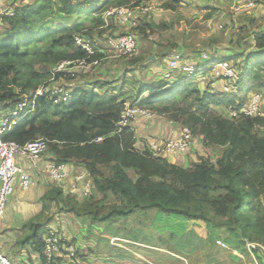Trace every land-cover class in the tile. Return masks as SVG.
I'll return each instance as SVG.
<instances>
[{
  "label": "trees",
  "instance_id": "1",
  "mask_svg": "<svg viewBox=\"0 0 264 264\" xmlns=\"http://www.w3.org/2000/svg\"><path fill=\"white\" fill-rule=\"evenodd\" d=\"M6 1L13 8L8 13L0 11V119L15 110L25 94L41 87L57 63L84 56L74 46L75 35L83 31L89 35L90 31L105 33L98 30L103 26L102 19H96L94 27L87 30L58 25L56 15L67 20L73 15L94 19L96 14L102 16L113 8L137 6L143 0H36L33 5H24L26 0ZM166 6L175 9L177 3L170 1ZM164 26L145 19L137 30L147 40L155 29ZM255 36L254 51L238 66L239 81L244 85L234 93H229L231 86L228 93L202 91L194 78L183 74L173 79L162 76L146 80L145 70L154 62L134 56L121 61L120 84L83 79L73 89L68 103L54 104L45 96L36 97L34 111L17 117L1 139L21 145L46 139L56 163L80 165L88 172L95 196L78 204L65 201L59 188L45 192L39 216L21 228L27 233L17 242L19 247L28 246L41 261L45 260L44 240L52 230V219L41 217L47 213L46 208L56 204L62 211L86 217L90 225L106 227L122 225L129 219L153 222L157 218L200 220L211 227L215 220L223 219L229 235L225 240L230 244L236 240L238 252L242 253L239 242L260 237L264 244V114L253 118L222 115L224 109L232 112V108L241 107L252 93L264 95V33ZM211 40L219 44L223 37L214 35ZM200 58L193 57L195 61ZM61 79L65 83L72 80L69 76ZM128 102L181 123L203 146L218 149V156L214 161L197 159L184 168L153 157L148 149L137 150L135 132L129 127L118 129ZM129 172H133V178ZM110 198L112 201L107 203ZM210 212L214 217H210ZM121 235L134 239L132 231ZM181 239V243L167 245L160 256L170 261H175L172 254L191 260L204 242L200 243L191 233ZM186 240L190 244H185ZM71 242L74 240L68 243ZM259 257L262 259L260 254Z\"/></svg>",
  "mask_w": 264,
  "mask_h": 264
},
{
  "label": "rangeland",
  "instance_id": "2",
  "mask_svg": "<svg viewBox=\"0 0 264 264\" xmlns=\"http://www.w3.org/2000/svg\"><path fill=\"white\" fill-rule=\"evenodd\" d=\"M169 1L171 0H143L141 4H147L150 7V11L156 12L158 8L162 10V2L167 3ZM229 1L230 0H219L218 2L216 0H184V2L180 4V10L182 15L186 18V24L188 26H193L198 20L206 15V11H208L207 7H209V5L218 7H212L216 11L212 17H214L213 19L215 21L213 22V28L215 27V33H217H214L213 35H221L223 37L224 44L222 50H219V53L214 51L219 55H215L214 58L220 59L222 57H232L229 61L238 76V71L240 70L238 66H242L246 60L244 59L246 58L245 56L254 51V48L252 47L254 46V38H256L255 35L264 33V0H247L242 7L244 10H242V8L240 10L238 7H232V3ZM9 3L10 2H7L6 0H0V11H7V13L12 11L13 7H8ZM34 3H36V0L24 1V5H33ZM95 17L96 18L92 19L87 16L77 17V15H73L67 20L64 16L58 14L55 17V22L58 25L64 24L71 27L78 26L80 29L91 30L94 27L96 19H102L104 27H99V31H103V33L105 32L111 36L120 34L124 31L120 28V26L116 25V21L114 19L107 21L106 19L103 20V15L101 16L100 14H96ZM153 17L156 18L157 22L164 19L163 13H161L160 16L154 13ZM145 19V15H141L137 18V27L131 31L133 35L137 36V53L135 56H137L139 50L142 49L145 44L144 40H146V38L142 36V33H138L137 30L140 25H144ZM194 19H196V21ZM203 20L204 18H202V21ZM250 20H252V22H250ZM201 28L205 29V31L200 32L203 33L204 38H207V29L203 25ZM90 32L93 36L96 35L95 33H98V31ZM249 46L251 47L250 50H248ZM210 52L212 51L205 49V51H202L201 53L211 56L209 55ZM121 61H129V59L115 58L112 57V55L103 59L97 68L105 69L107 73L106 76H108V78H99V81H112L113 83L115 82L120 84L121 79L118 74L116 75V72H118L117 70L120 69L119 67L122 65ZM193 62L195 64L198 62L202 63V61L197 60ZM92 72L93 71H90V73ZM83 76L84 73L77 72L75 77L69 82L63 83L59 80V83L63 84L65 88L73 90L76 86L80 85V82L83 81ZM194 79L199 89L202 91L210 89V91H213L214 93L222 92V89L225 86L229 89L231 86V92L229 93H234L237 89L244 85L243 82L240 84L239 76L237 80L229 83L225 80L215 78L211 75L210 71H206L203 75ZM214 82H221L222 84H213ZM125 93H127V95L129 93L127 92V88H125ZM261 97L262 103L260 108L262 114H264V95L261 94ZM128 104L131 103L128 102ZM222 113L225 117H232V112L226 111L225 109ZM3 117L5 116H2L0 121ZM143 124L145 132L147 133L148 131H151L153 135L151 137L146 135H136L135 147L139 151L148 149L149 140L166 139L168 138L167 135L173 132L177 133L181 128L186 127L179 122L172 121L167 116L158 114H155L152 121H145ZM191 148L193 149L183 155L173 154L162 158L171 160L172 163L187 168L190 167L192 162L197 161V159L200 158L211 159L214 161L219 153V150L216 148L212 149L210 147L203 146L198 139L193 143ZM48 154L49 150L41 157L45 158L44 162H46V165L50 163L48 160ZM70 165L72 166L73 171L71 170L72 173L69 179L64 183L58 184L50 182L48 177L44 174L43 169L40 172V175H38L39 182L34 180L37 178L34 176L33 181L35 182V187L33 189L42 186L45 188V192H48L51 188L57 187L61 189L64 200L70 201L69 203L74 202L81 204L89 202V200L95 196L92 179L90 178L91 196L89 198L87 197L88 199H84L85 197L81 194V188L79 187L76 190H73L71 186L77 172L80 170L86 172V170L78 165ZM34 173L37 174V171L35 170ZM128 175L131 178L134 177L133 172H129ZM42 176L43 178H41ZM97 198L99 199V196H97ZM111 201L112 198L108 199L107 203H110ZM45 210L47 213H44L41 219H52L51 223L55 224V228L58 233L62 232L67 235L64 237L66 239L68 238V241H72V238L74 240V242L64 244L66 253V249H68V247L72 246L74 248V256L68 259L60 260L61 263H58L57 260L56 264H261V261L264 263V244L261 238H253L251 241H244V243L239 242L240 249L242 251V253H240L235 250V244L237 243L236 240H234V244H230L227 240H225V238L229 237V235L227 226L222 224L224 221L223 219L215 220L213 223L214 225L211 227H208L204 221L202 222L200 220H196L195 222L165 221L156 217L157 219L153 222L148 220L145 222H138L136 220L129 219L122 225H112L110 228L109 226L106 227L103 225H90L86 217H76L72 213L62 211V207H58L57 204L48 207ZM153 214L154 216L156 215L154 211L152 212V216ZM209 214L210 217H214L212 212ZM34 217L37 216L35 215ZM5 225L6 219L0 227H5ZM6 230L7 228L0 230V235L2 233L4 234ZM214 230L219 234L220 238ZM130 231H132V237L134 239L121 235H125V232L130 233ZM187 233L193 234L197 239H199L200 243L201 241H204L203 246L200 247L193 256H191V260H187L183 256L179 257L173 254L172 257L175 261L164 260L160 256L161 252H165L167 245L172 246L173 243H181L182 236L187 235ZM75 240L78 242H75ZM177 240L178 242H176ZM141 243L152 245L155 248L152 249L150 247H144L146 245ZM184 243L190 244L188 240L184 241ZM11 244L15 247H12ZM18 248L21 247H19L16 240H8L4 238L0 241V254L11 262L14 260V257H16L15 253H17L16 249ZM26 248H28L29 252L26 251L23 260L25 263L22 264L44 263L45 260L41 261L36 254L30 251L29 247ZM259 254L262 256V259L259 257ZM234 258H237V260H234Z\"/></svg>",
  "mask_w": 264,
  "mask_h": 264
},
{
  "label": "built area",
  "instance_id": "3",
  "mask_svg": "<svg viewBox=\"0 0 264 264\" xmlns=\"http://www.w3.org/2000/svg\"><path fill=\"white\" fill-rule=\"evenodd\" d=\"M142 4L113 8L103 13V20L114 19L120 27L125 28L120 34L111 36L104 33L93 36L85 34V31H83L75 35L73 38L74 46L81 50L84 56L80 59L57 63L50 71V78L41 87L33 93L25 94L15 110L3 115L5 117L0 121V225L4 221L7 201L14 193L15 188L21 191H29L35 186V182L29 173L23 169L17 160L24 159L27 163L35 166L42 155L48 151L49 143L44 138H38L21 145L12 141H3L1 136L10 130L17 117L34 111L36 97L45 96L54 104L68 103L73 90L67 89L63 84L59 83V80L65 83L61 77L69 76L73 79L77 72L88 73L96 69L100 62L110 55L122 59H130L135 56L137 53V36L133 35L131 31L137 27L136 19L141 15H146L149 11L147 4ZM201 61L202 63L198 65L185 60L177 52L172 53L165 65L163 77L165 79H173L183 74L187 78L193 79L200 77L206 71H210L215 78L229 83L238 79L233 67L227 60L217 59L203 53ZM222 92L228 93L229 88L227 86L223 87ZM261 98L260 93L250 94L241 107L232 108L231 116L243 115L249 118L261 116ZM154 117V113L137 107L136 103H125L118 122V129L129 127L135 131V125L139 120L152 121ZM167 137L166 139L149 142L147 148L153 157H164L173 154L183 155L190 151L193 143L197 141L187 127H183L177 133L173 132ZM71 170L73 171L70 163L53 162L44 167V174L50 182L62 184L69 179L72 173ZM71 187L73 190L80 187L81 194L85 197L84 199L89 198L91 196V182L88 172L78 171ZM68 242L57 231L51 230L44 240L45 261L43 264H56L57 260L73 257L75 250L72 246L66 249L67 253L65 252L64 244ZM0 264L13 263L0 254Z\"/></svg>",
  "mask_w": 264,
  "mask_h": 264
},
{
  "label": "crops",
  "instance_id": "4",
  "mask_svg": "<svg viewBox=\"0 0 264 264\" xmlns=\"http://www.w3.org/2000/svg\"><path fill=\"white\" fill-rule=\"evenodd\" d=\"M216 1L218 2L219 0ZM246 1L247 0H230L229 2L232 3V7H238L241 10V8L244 6V3ZM171 2L177 3V7L175 9L168 8L166 6V3L162 2L163 3L162 10L158 8L156 12H153L150 11V7L147 5L149 11L145 15L146 19L148 18L147 20L154 22L156 25H159V23H161L164 24L165 26L163 29L160 30L155 29L153 35L150 36L149 39L144 40L145 41L144 47L140 49L139 53L137 54V56L140 55L146 58V62H154V64H150L145 70L146 80L150 78L153 79L154 77L159 79L163 76L164 68H165L164 65H166L172 53L177 52L183 58L194 63L193 61L195 60L193 59V57L195 58L201 56V54H203L201 52L205 51V49L211 50L212 52H210L209 55L213 57L215 55L219 56L216 53H219V50H222L223 48L224 43L222 41H220L219 44H215L211 40L213 39L214 36L213 34L216 32L215 27L213 28L214 25L213 22H215L213 19L214 17H212L216 11L212 7L214 8H218V7L209 5V7H207L208 11H206L207 12L206 15L202 17L204 18V20L202 21L201 18L193 26H188L186 24V18L184 17V15H182V12L180 10V4L183 3L184 0H171ZM242 10H244V8H242ZM154 13H156L159 16L161 15V13H163L164 19H161L160 21L157 22L156 18L153 17ZM194 20L196 21V19ZM116 25H118L117 22ZM202 25L208 31L207 38H204L203 33L200 32V31H205V29L201 28ZM120 28L122 30H125L124 27H120ZM151 56H154L155 58L154 60L149 61L148 59ZM119 70L120 69L117 70L118 72H116V75L117 74L119 75ZM92 71H93L92 73H90L89 71L88 73L84 74L83 76L84 81L85 80L93 81V80H100L99 78H108V76H106L107 73L103 68H96ZM136 74L138 75L137 72H135L134 75ZM213 84L220 85L222 83L214 82ZM144 122L145 121L143 120H139L136 123L134 128L135 139H136V135L137 136L146 135L150 137L153 135L151 131H148L147 133L145 132L144 124H143ZM152 140H149V142H151ZM48 155H49L48 160L50 161V163L55 162L54 159L50 156V154ZM44 160L45 158H41L40 161L35 166L27 163L26 161H24V159H18L17 162L23 167L25 171L29 173L32 179L34 178V176H36L37 178L34 180H37L39 182L38 175H40V172L46 166V162H44ZM168 161L171 162V160ZM35 170L37 171V174L34 173ZM41 178H43V176ZM33 188L30 189L29 191H21L18 188H15L14 193L8 199L7 201L8 206L6 207L5 216H4V222L6 219V225L5 227L3 226L0 227L1 228L0 230H3L4 228H7V230L5 231L4 234L2 233L0 235V241L1 239L3 240L4 238H6L8 240H16L18 242L27 233V230L21 229L22 226L26 224L29 220L33 218L35 219L39 216L41 211L40 200L45 193V188L42 186H39L35 189ZM35 215L37 217H34ZM50 229L57 231L54 223H50ZM59 234L63 235V237L67 236L62 232H59ZM75 242L78 241L75 240ZM11 245L12 247L14 246L13 244ZM16 250H17V253H15L16 257H14L12 263L13 264L25 263L23 262V260L26 251L29 252L28 248L21 247Z\"/></svg>",
  "mask_w": 264,
  "mask_h": 264
},
{
  "label": "water",
  "instance_id": "5",
  "mask_svg": "<svg viewBox=\"0 0 264 264\" xmlns=\"http://www.w3.org/2000/svg\"><path fill=\"white\" fill-rule=\"evenodd\" d=\"M154 56H151L148 60L150 61V60H154Z\"/></svg>",
  "mask_w": 264,
  "mask_h": 264
}]
</instances>
